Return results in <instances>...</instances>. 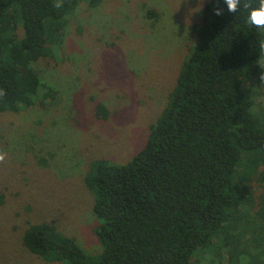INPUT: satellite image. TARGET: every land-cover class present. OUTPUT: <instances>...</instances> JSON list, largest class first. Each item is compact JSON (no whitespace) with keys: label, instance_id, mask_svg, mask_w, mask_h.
<instances>
[{"label":"trees","instance_id":"16d2710c","mask_svg":"<svg viewBox=\"0 0 264 264\" xmlns=\"http://www.w3.org/2000/svg\"><path fill=\"white\" fill-rule=\"evenodd\" d=\"M79 1L95 8L101 0H0V112L55 99L30 65L57 50ZM249 12L208 0L143 147L125 164L90 163L84 183L99 252L88 255L53 222H39L22 237L31 254L65 264H193L195 253L220 249L218 264H264V236L255 233L264 223V115L254 101L264 89V28L246 22ZM246 214L261 224L249 229Z\"/></svg>","mask_w":264,"mask_h":264},{"label":"rangeland","instance_id":"374dc122","mask_svg":"<svg viewBox=\"0 0 264 264\" xmlns=\"http://www.w3.org/2000/svg\"><path fill=\"white\" fill-rule=\"evenodd\" d=\"M207 1L77 3L57 50L30 65L55 99L0 112V148L7 152L0 163V264H65L46 262L23 246L24 231L39 222H53L86 254L99 252L93 233L99 220L84 176L93 160L125 164L143 147L194 42L189 28ZM254 101L264 115V89ZM256 178L254 196L261 190ZM256 218L246 214L245 226L257 228ZM263 228L255 233L264 236ZM195 254L193 264H218L223 252Z\"/></svg>","mask_w":264,"mask_h":264},{"label":"clouds","instance_id":"9594fccd","mask_svg":"<svg viewBox=\"0 0 264 264\" xmlns=\"http://www.w3.org/2000/svg\"><path fill=\"white\" fill-rule=\"evenodd\" d=\"M227 5L228 11L231 13H237L243 9H249V15L247 17V23L255 26L256 28H264V0H259L258 6H253L251 0H224ZM54 7L61 8L62 4L57 2L54 4ZM217 16L223 14V9L217 8L215 11ZM261 47L264 48V44H261ZM261 80H264V72L261 73ZM5 92L0 89V97L4 96ZM7 157V152L0 148V163H4Z\"/></svg>","mask_w":264,"mask_h":264}]
</instances>
